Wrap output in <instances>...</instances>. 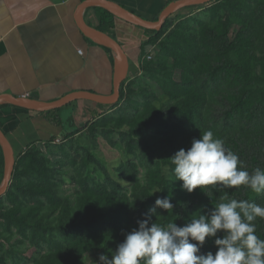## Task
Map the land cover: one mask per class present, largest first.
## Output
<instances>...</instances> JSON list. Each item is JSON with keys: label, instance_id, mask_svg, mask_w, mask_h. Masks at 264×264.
Listing matches in <instances>:
<instances>
[{"label": "trees", "instance_id": "obj_1", "mask_svg": "<svg viewBox=\"0 0 264 264\" xmlns=\"http://www.w3.org/2000/svg\"><path fill=\"white\" fill-rule=\"evenodd\" d=\"M94 9L97 28L115 37L116 16L102 7ZM208 11L209 20H195L197 27L183 21L170 28L167 18L160 30L146 29L152 35L140 56L148 45H158V52L155 59L143 61L141 71L156 81L159 97L137 101L124 80L119 101L110 107L113 112L67 133L118 131L125 152L133 156L116 165L120 179L103 165L104 180L89 177L87 168L97 159L86 151L70 175L78 186L71 197L35 144L16 156L10 186L0 197V237L10 244L15 264H85L87 255L94 264H103L93 254L111 258L126 233L146 218L149 226H183L231 199L264 207V194L244 186H205L189 193L175 180L170 158L208 130L224 140L249 173L264 169V0H214ZM58 119L54 121L60 123ZM3 163L0 146V181ZM157 189L161 191L153 193ZM168 195L173 210L149 213L158 197ZM255 224L256 235L264 240V219ZM216 251L214 238H206L200 254Z\"/></svg>", "mask_w": 264, "mask_h": 264}, {"label": "crops", "instance_id": "obj_2", "mask_svg": "<svg viewBox=\"0 0 264 264\" xmlns=\"http://www.w3.org/2000/svg\"><path fill=\"white\" fill-rule=\"evenodd\" d=\"M82 1L0 0V94L53 101L76 90L111 91L114 55L80 31L75 16ZM111 1L154 19L169 2L177 0ZM83 17L97 27L94 7L85 9ZM112 32L127 54L128 74L139 71L141 46L152 33L119 17H115ZM65 106L69 111L63 117L0 103V128L15 155L32 144L56 140L111 105L79 99Z\"/></svg>", "mask_w": 264, "mask_h": 264}, {"label": "clouds", "instance_id": "obj_3", "mask_svg": "<svg viewBox=\"0 0 264 264\" xmlns=\"http://www.w3.org/2000/svg\"><path fill=\"white\" fill-rule=\"evenodd\" d=\"M176 181L191 193L205 186L250 189L264 194V169L249 173L243 161L225 146L211 130L194 138L191 147L181 148L171 158ZM157 189L155 192H160ZM171 196L158 197L148 211L173 210ZM257 218L264 219V207L248 200L231 199L218 203L210 213L199 214L178 226L149 220L138 221V228L126 233L111 258L101 254L103 264H264V240L256 235ZM206 238H214L215 254H200ZM193 241L195 243H193Z\"/></svg>", "mask_w": 264, "mask_h": 264}, {"label": "rangeland", "instance_id": "obj_4", "mask_svg": "<svg viewBox=\"0 0 264 264\" xmlns=\"http://www.w3.org/2000/svg\"><path fill=\"white\" fill-rule=\"evenodd\" d=\"M212 2L208 4L192 5L179 9L169 16L170 28L174 27L177 23L185 21L186 24L197 27V19L209 20L208 7ZM158 47V45H157ZM147 51V50H146ZM158 52V51H157ZM157 52L153 59L156 58ZM132 66V62H131ZM140 71V70H139ZM132 71L125 79L124 87L130 85L135 92L132 97L137 101H143L146 98L159 97L161 90L154 79L148 77L144 72ZM176 78L179 77L178 71L175 73ZM122 101H120V104ZM111 107V106H110ZM108 108L101 115L113 112L114 108ZM69 106H63L58 113H61L63 117L67 116ZM101 115L96 118H89L88 125L96 122L100 119ZM61 116V117H62ZM87 125V126H88ZM109 137L116 141L115 144H111L106 137ZM38 151L48 158V164L52 169L56 171V179L62 183V191L69 194L71 197L74 196L75 190L78 186L72 181L70 175L74 171L76 166L81 165V160L84 157L86 151L92 153L97 159L93 165L88 166L87 175L92 179L104 180V172L101 165L105 167L110 175L120 179L115 173L114 169L120 161L133 159L132 155H128L125 150L123 143L119 140V132L112 131L110 133H103L102 129H97L95 132H91L88 128L81 130L80 132L68 136L64 133L62 136L54 141H48L44 144L37 146ZM1 229V228H0ZM10 244L5 241L3 236L0 237V264H15V259L8 252ZM99 252H95V262L99 260ZM4 257V260L2 259ZM16 258V257H15ZM86 260L85 264H94L92 255L84 257Z\"/></svg>", "mask_w": 264, "mask_h": 264}, {"label": "water", "instance_id": "obj_5", "mask_svg": "<svg viewBox=\"0 0 264 264\" xmlns=\"http://www.w3.org/2000/svg\"><path fill=\"white\" fill-rule=\"evenodd\" d=\"M214 0H177L169 2L159 13L156 19H148L134 13L119 3L111 0H84L76 10L75 20L80 31L91 41L109 48L114 55V66L112 74V86L109 93H99L89 90H76L69 92L53 101L38 100L29 96H17L12 94H0V103H8L32 111L47 112L60 109L63 106L79 99L93 101L99 104L114 105L119 101L121 83L128 74V57L119 41L110 34L87 23L83 12L88 7H102L127 22L148 30H160L164 21L171 14L181 8L192 5H203ZM0 146L3 152V172L0 181V197L7 192L14 171L16 155L14 149L3 130L0 128Z\"/></svg>", "mask_w": 264, "mask_h": 264}, {"label": "built area", "instance_id": "obj_6", "mask_svg": "<svg viewBox=\"0 0 264 264\" xmlns=\"http://www.w3.org/2000/svg\"><path fill=\"white\" fill-rule=\"evenodd\" d=\"M81 52V50H79ZM158 51V47L156 45H151L149 46L148 50L140 56V61H139V72H141V65L143 61L145 60H151L153 59L155 53ZM91 264V263H90Z\"/></svg>", "mask_w": 264, "mask_h": 264}]
</instances>
